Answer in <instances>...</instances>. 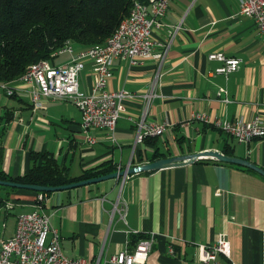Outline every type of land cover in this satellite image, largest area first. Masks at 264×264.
Here are the masks:
<instances>
[{"label": "crops", "instance_id": "crops-1", "mask_svg": "<svg viewBox=\"0 0 264 264\" xmlns=\"http://www.w3.org/2000/svg\"><path fill=\"white\" fill-rule=\"evenodd\" d=\"M239 10L240 0L170 1L165 26L155 29L153 37L164 43L169 28H180L160 73L155 58L139 65L114 61L108 87L137 94L125 101L115 140L108 131L96 129L92 134L97 140L90 143L81 129L82 110L70 99L46 100L35 110L21 79L12 85V95L0 84V171L22 177L48 156L77 181L105 165L118 171L120 166L212 149L264 167V137L241 142L214 123L219 116L264 118V33ZM83 49L76 44L73 52L58 53L51 62L68 63ZM162 50L157 46L155 51ZM217 51L241 58L240 68L228 76L218 73L222 62L209 58ZM93 67L94 61L86 59L80 73L85 93L94 87ZM152 88L148 119L168 129L138 142L145 104L139 94ZM226 96L230 101H223ZM196 113L207 114L211 121L194 118ZM244 167L198 159L129 174L124 181L110 178L60 191L0 185V240L15 234L21 213L40 206L59 229L64 251L90 264H110L113 255L135 251L151 235L155 242L146 262L135 264H201L202 245L215 243L221 235L231 242V257L221 255V262L264 264V175ZM122 202L128 205L125 219L114 210Z\"/></svg>", "mask_w": 264, "mask_h": 264}, {"label": "built area", "instance_id": "built-area-1", "mask_svg": "<svg viewBox=\"0 0 264 264\" xmlns=\"http://www.w3.org/2000/svg\"><path fill=\"white\" fill-rule=\"evenodd\" d=\"M171 0H135L134 18L126 24H120L116 31L102 44L93 45L75 54L68 63L55 65L50 60H41L28 66L23 81L28 88L30 100L35 110L44 107L46 100L66 98L76 103L82 110L81 129L90 143L96 142L93 130L108 131L115 140V131L119 119L126 111L125 101L134 97L135 93L126 89H110L109 82L113 77V64L117 58L127 59L132 65L141 64L144 59L159 60V71L167 56L173 37L180 26L169 28V39L166 42L155 40L153 32L165 26L163 18L170 6ZM238 14L249 16L255 20L257 27L264 33V0H240ZM161 46L162 51L156 52ZM74 51V45L68 43L58 53ZM210 59L219 60L222 65L216 69L218 73L229 75L237 71L242 59L226 55L222 51L210 53ZM94 61L95 83L91 93H85L80 88V73L85 67V60ZM9 95L14 94L12 85L2 84ZM225 91L221 89L219 94ZM144 99L143 114L138 122L139 131L137 141L146 137L162 136L168 129L166 124L148 119L150 104L154 96L153 88L148 93L139 94ZM225 102L230 101L226 96ZM194 118L210 122L205 113H196ZM214 123L229 135L241 142H248L253 138L264 137V118L257 114L251 119L229 120L223 116L216 117ZM120 166L118 171L128 169ZM138 173V172H137ZM122 181L129 177L123 176ZM43 199V195H40ZM128 205L122 202L115 204L114 210L119 211L125 219ZM155 242V235L143 239L135 251L127 249L113 255L110 264L145 263ZM201 264H224L220 256L231 257V242L221 235L211 245H202ZM170 252L175 254L173 246ZM0 264H90L84 258L68 255L61 243V234L40 206L30 212L21 213L17 218L15 234L8 239L0 240ZM229 264H234L230 262Z\"/></svg>", "mask_w": 264, "mask_h": 264}, {"label": "trees", "instance_id": "trees-1", "mask_svg": "<svg viewBox=\"0 0 264 264\" xmlns=\"http://www.w3.org/2000/svg\"><path fill=\"white\" fill-rule=\"evenodd\" d=\"M145 1V0H140ZM135 0H0V84L13 85L29 65L50 60L68 43H104L131 14ZM245 168V167H244ZM112 165L82 178L114 171ZM1 180L56 186L74 181L51 157L22 177L0 171Z\"/></svg>", "mask_w": 264, "mask_h": 264}, {"label": "water", "instance_id": "water-1", "mask_svg": "<svg viewBox=\"0 0 264 264\" xmlns=\"http://www.w3.org/2000/svg\"><path fill=\"white\" fill-rule=\"evenodd\" d=\"M198 159H217L219 161L228 162V163L251 168L261 173L262 175H264V167H262L258 163L253 162L247 158L229 155V154L221 152L220 150L212 149V150H205V151L197 152V153L178 154V155H173L169 157H161V158H158L156 160H153L151 162H148L142 165L129 167L127 170L124 169L121 171H114V172L103 174L100 176L77 180V181H73L70 183L62 184V185L49 186V185L32 184V183H24V182L14 181V180H1V179H0V185L32 189V190H36L40 192L60 191V190L70 189V188H74V187H78L82 185L101 182L103 180H107L110 178H117V177L125 175L126 173L134 174V173L142 172V171L160 170V169H164V168H168V167L176 166V165H186L189 163H194Z\"/></svg>", "mask_w": 264, "mask_h": 264}, {"label": "bare ground", "instance_id": "bare-ground-1", "mask_svg": "<svg viewBox=\"0 0 264 264\" xmlns=\"http://www.w3.org/2000/svg\"><path fill=\"white\" fill-rule=\"evenodd\" d=\"M133 6H135V3H134ZM133 18H134V11H132L131 14H130L129 16H127V17L122 21L121 24H126L127 21H129V19H133ZM96 45H99V44H96ZM38 62H39V61H38ZM38 62H36V63H38ZM26 72H27V70H26ZM26 72H25V73H26ZM24 76H25V74H24L23 76H21L20 79H22V77H24ZM5 84H7V83H5Z\"/></svg>", "mask_w": 264, "mask_h": 264}]
</instances>
